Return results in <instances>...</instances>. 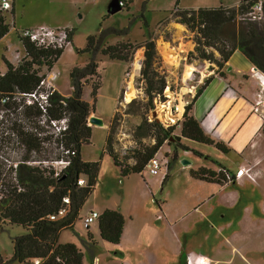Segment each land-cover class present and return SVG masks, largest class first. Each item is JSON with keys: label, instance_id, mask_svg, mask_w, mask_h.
<instances>
[{"label": "rangeland", "instance_id": "1", "mask_svg": "<svg viewBox=\"0 0 264 264\" xmlns=\"http://www.w3.org/2000/svg\"><path fill=\"white\" fill-rule=\"evenodd\" d=\"M113 1L20 0L16 17L17 26L20 27L30 23L35 24L32 27L74 30L71 43L51 71L47 73H51L52 70L58 73L56 81L65 93L70 92L72 88L69 77L71 68L76 65L83 66L91 58L89 52H78L86 47L90 36L98 38L103 36L104 42L109 44L117 42L135 44L149 36H152L155 41L157 58L154 68L159 75L164 76L167 86L163 97L157 96L153 101H150L146 93V82L141 78L144 46H138L129 52L127 63L111 59L101 52L96 54L98 75L88 79L83 87L84 99L91 106L87 121L92 128V134L90 141L82 144L81 155L86 161L100 162L99 178L95 189L83 203L74 227L63 230L60 233L61 240H58L59 243L64 241V243H74L84 253V259L90 261L83 241L91 234L96 244V257L98 256L100 264H129L126 260L134 264L142 258L136 254L128 255L129 244L125 239L119 242L121 243L119 246L110 244L99 235L97 220L91 224L93 226L91 229H87L84 223L86 213H90L93 207H99L103 200L122 194L123 188L131 184L135 188L133 180L128 182L125 181L127 178L124 180L121 178L120 168H116L112 157L106 152L108 137L110 136L109 144L119 160L124 163H134L133 156L136 149L155 143L153 136L141 138L138 126L145 119L151 123H160L165 127L177 121L180 123L182 114L174 121H171L168 115L176 114L182 102L185 111V106L195 96L197 87L204 83L206 79L203 78L204 74L210 75L218 66L215 62L200 57L201 46H199L196 31L175 19L160 24L176 7L179 0H133L128 7L110 13L109 9ZM181 2L178 3L180 7L185 3H193L194 0ZM3 14L5 18L8 17L6 11ZM236 19L244 24L257 23L260 27L264 26V20L253 21L246 14H238ZM112 27L123 32L119 34L112 32ZM164 43L170 45L176 54L180 55L178 65L167 61V56L162 51ZM205 49L207 53L213 51L211 48L206 47ZM3 55L12 61H17L25 55L17 37V28L13 25L4 42L0 44V70L5 66L2 60ZM211 57L219 58V55L213 51ZM187 64L195 68L188 78L185 77ZM129 81L133 82L137 93L130 101H127L126 92ZM94 82L100 86L95 96L92 95V83ZM91 115L102 118L104 125L90 122ZM178 128L179 124L175 133L178 132ZM12 129L13 126L8 121L0 124V172H3L2 177L6 175L8 177L11 165L15 166L16 160L24 154V149L17 142ZM44 129L46 131L42 135L49 138L43 142L42 156L48 159L47 161H53L58 156L66 157V148L61 146L59 138L53 134L52 127L44 125ZM181 142L207 152L211 156L216 155L220 159L229 161L234 159L233 153L222 154L208 145H198L183 140ZM256 143L254 141L251 144L252 153H254ZM166 149L165 146L159 150L156 157L162 159L167 152ZM171 153L165 154L168 160ZM184 155L185 157L176 163L177 167L184 164L183 159L188 161L193 159V153L190 151ZM32 157L36 159L31 161L34 165H38L44 159L36 153ZM50 163L44 165H51ZM255 171L259 172L258 178H260L262 176L260 167ZM148 172L145 168V176H148ZM134 178L137 180L136 189L141 192L145 180L143 181L140 175ZM197 188H199L197 185L185 181L182 172L175 177L170 189L161 190L157 185L152 186L151 198L154 206L158 210L156 199L166 202L165 205L171 216L170 221L175 230L179 231L182 243L188 252L187 254L184 252L182 263L185 264L187 256L191 254L200 261L199 264H264V179L260 184L246 181L239 184L229 183L226 190L217 191L218 188H215L216 196L208 205L210 212H206L202 219L193 206L196 202ZM224 192H233V196L230 195L227 203L223 199ZM6 223V220H0V256L3 260H10V264H21L12 260L14 252L12 239L23 234L25 230L20 225ZM163 223L165 224L164 221ZM130 250L132 252L134 249ZM153 252L155 260L150 262L145 257V261L141 264H178L179 262V257L173 254L172 248L165 247L164 251L155 249Z\"/></svg>", "mask_w": 264, "mask_h": 264}, {"label": "trees", "instance_id": "2", "mask_svg": "<svg viewBox=\"0 0 264 264\" xmlns=\"http://www.w3.org/2000/svg\"><path fill=\"white\" fill-rule=\"evenodd\" d=\"M259 1L263 4L262 19L255 20L259 22L264 20V0H240L239 5L233 7L221 4L199 8H183L179 6L178 1L176 7L160 24L175 19L196 31L198 43L201 46L200 57L215 62L218 66L215 70L217 74L223 75L226 62L236 50H240L250 62L264 72V26L260 27L257 23L244 24L236 19L238 14H247L250 8ZM10 28L11 24L0 9V40L9 33ZM66 31L69 40L72 41L74 30L66 29ZM111 31L117 34L123 32L113 27ZM17 37L25 55L16 63L2 56L6 69L0 72V124L6 121L12 124V133L23 147L24 154L16 160L15 166L11 165L8 177L7 175L2 177L3 172H0V220H6V224L20 225L25 230L23 234L12 239L14 244L12 260L21 264H35L33 261L35 258L40 259V264H84V253L79 247L74 243L58 242L60 233L65 229L73 228L79 218L83 203L95 189L101 166L99 161H86L81 155L82 144L89 142L92 134V128L87 121L91 106L84 99L83 87L88 79L98 75L96 61L98 52L111 59L127 62L129 52L138 46H144L141 78L146 82V93L150 101L157 96L163 97L167 84L164 76L159 75L154 68L157 58L155 41L152 36H149L135 44L130 42L109 44L104 42L103 36L99 38L90 36L86 47L78 50V52H89L90 60L83 66L76 65L70 70L72 94L65 96L55 90L49 96L50 104L47 108L46 119H44V113L37 103H27V94L38 89L41 80L47 76L49 70L51 71L65 48L40 46L22 37L19 31H17ZM206 47L216 51L219 58L213 59L211 57L213 51L207 53ZM211 79L212 76H209L198 87L193 99L185 106L180 123L177 121L165 127L160 123H151L145 119L138 126V131H141L140 137L153 136L155 143L136 149L133 156L134 163L120 161L111 148L110 136L108 137L105 150L112 157L115 166L120 168L122 177L131 173H141L147 167L149 160L155 156L164 143H167L173 146L168 160V169L172 168L173 163L179 159V149L189 150L196 156L210 159L218 166L217 170L205 167L192 170L193 177L221 185L235 182L236 178L232 171L219 161L181 143V139L186 138L214 146L224 153L230 152L222 141L214 139L204 130L192 113L196 100ZM92 86V95L95 96L100 86L95 82ZM3 99H5L4 102ZM64 117L68 118V129L61 137H58L59 142L63 143L66 149L76 150V154L70 157V164L55 177L54 168L42 163L48 160L42 156V152L43 142L49 138L44 137L42 133L46 131L44 125H49L51 120H60ZM24 121L26 122L22 123ZM178 124L179 134L175 133ZM34 153L44 158L41 162L39 161L38 165L31 163L36 160L32 157ZM58 158L61 156L56 159ZM81 177L87 180L85 185L78 184V179ZM168 177L169 171L165 174L163 183ZM65 197H69V203L64 202ZM156 202L159 204L157 199ZM63 206L68 207L64 216L55 220L49 218L51 214L58 213ZM97 221L102 239L111 244H118L121 241L125 218L120 211L105 209ZM83 242L90 263L94 264L97 249L91 234ZM10 263V260H3L0 256V264Z\"/></svg>", "mask_w": 264, "mask_h": 264}, {"label": "crops", "instance_id": "3", "mask_svg": "<svg viewBox=\"0 0 264 264\" xmlns=\"http://www.w3.org/2000/svg\"><path fill=\"white\" fill-rule=\"evenodd\" d=\"M19 1L20 0H11L13 10L6 12L9 23L11 26L13 25L16 27L17 31L35 25L26 23L21 27L17 26L16 11ZM181 1L184 2V0ZM181 1L179 0V3H182ZM186 1L190 2L191 0ZM239 3L240 0H194L193 3H185L182 7L199 8L218 6L221 4L233 7L238 6ZM6 36L0 40V44L4 42ZM10 61L13 63L17 62ZM5 69L6 65L1 67L0 72H4ZM255 70V65L250 62L240 50H236L228 62H226L225 69H223V75L217 74L215 71L210 75L204 74L203 78L212 76V79L196 100L192 111L193 115L199 120L204 130L214 139L222 141L230 149V152L224 153L214 146H208L216 148L222 154L233 153L234 159L231 161L220 159L218 156H211L209 153L203 152L196 147H188L196 149L204 155H209L211 158L219 161L231 170L233 174H235L237 169L241 166L252 165L254 170L260 167L262 176L254 182L255 184H260L261 180L264 179V118H262V115L264 114V89H261L258 79L253 74ZM54 85L56 90L61 94L65 96L72 94V88L70 92L65 93L61 90L57 81L54 82ZM259 94H261V96H259ZM259 100H262L260 111L255 112L254 108ZM177 134H179V132H177ZM182 140L189 141L193 144L207 145L186 138H182L181 141ZM254 141L257 143L253 150L254 153H252L251 144ZM165 146L167 152L173 151V146L167 143H164L160 150ZM183 152L189 153V150L179 149V159L173 163L172 168L168 169L167 167L166 171L164 170V174L169 171V177L165 183H163V178L165 176L163 172L158 174L159 176L154 175L150 172L148 167H146L149 171L148 176H145V169L141 173H131L126 177H122L120 174L123 180L127 178L125 181L130 182L133 180L135 188H133L131 184L129 187L127 186L126 188H123L122 194H119L116 197H108L103 200L99 207H93L91 209V211L94 210L100 214L105 209L118 210L123 214L125 222L121 242L125 239L129 244V256H131V254H136L139 258H142L134 264H141L145 261V257L148 261L153 262L155 260L153 252L155 249H162L164 251L165 247L172 248L173 254L176 257H179L178 264H183L182 261L184 255L185 253H188L182 243L179 231L175 230L170 221L171 216L167 205H165L166 202L158 200L159 204L156 202L158 204V210L154 206L151 198L153 195V185L159 186L161 190L170 189L175 177L178 176L179 172H182L183 178L186 182L193 183L199 187L195 191L196 202L193 206L195 211L199 212L201 219L205 217L206 212H210L208 205L216 196V193L214 192L215 188H218L217 191L226 190L225 188L228 184L221 185L216 182L198 179L192 176V170H198L202 167L212 170L218 169V166L208 158L193 154V159L190 160V163L177 167L176 163L180 161L182 157H185ZM190 152L193 153L192 151ZM137 175H140L143 178V181L145 180L141 192H138L136 189L137 180L134 177ZM246 181L251 180L247 177H242L236 179L234 183L239 184ZM251 182L253 183V181ZM123 183L124 182H122V184ZM231 194L233 196V192L223 193V199L226 203ZM109 199H111L110 202ZM86 214L88 215L89 213ZM97 226L100 235L98 223ZM88 228L91 229L93 226L90 225ZM59 240H61V235L59 236ZM120 244L121 243L113 245L119 246ZM131 248L134 249L132 252L130 250ZM126 261L129 264H133L129 260ZM84 264L91 263L84 259ZM94 264H100L98 256L95 258Z\"/></svg>", "mask_w": 264, "mask_h": 264}, {"label": "built area", "instance_id": "4", "mask_svg": "<svg viewBox=\"0 0 264 264\" xmlns=\"http://www.w3.org/2000/svg\"><path fill=\"white\" fill-rule=\"evenodd\" d=\"M130 0H119V5L121 8H124L129 4ZM0 9L1 11H10L12 10V3L11 0H0ZM249 19L252 20H260L263 17V4L262 1L256 2L250 10L246 14ZM20 35L24 38H28L31 41L35 42L36 44L40 46H54V47H66L71 43V40H69L68 34L66 29H55V28H46V27H27L23 28L19 31ZM254 76L258 79L259 85L261 89H264V72L260 71L259 69H256L253 72ZM58 78V73L55 71H52L51 73L47 74L46 77H44L39 86L38 89L35 90L32 93L27 94V103L33 104L37 103L39 108L43 111V118L46 119V113L47 108L49 106V96L53 94V92L56 90L54 82ZM261 96V94H259ZM5 99H3V102ZM262 103V100H259L256 103L255 106V112L260 111V104ZM262 118H264V114L262 115ZM49 126L53 129V134L56 137H61L68 129V118L64 117L60 120H51ZM62 147H64L63 143H61ZM66 157H61L58 159H54L53 161H43L44 164L50 163L54 170V176L57 177L64 168H66L70 164V157L76 154V150L68 148L65 149ZM148 169L150 172L154 175H158L166 171L168 167V158L164 156L162 159H159L156 157H152L148 164ZM165 175V174H164ZM235 178H242L247 177L249 180L256 182L258 180L259 172L255 171L253 169L252 165H245L241 166L237 169V171L234 174ZM229 179L231 177L228 175ZM87 183V180L85 178H79L78 184L79 185H85ZM65 203H69V197L64 198ZM68 211L67 206H63L58 213L51 214L49 216L50 219L55 220L61 216H64ZM100 217V213L97 211H90V213L85 217V226L89 227L91 224H93L98 218ZM35 264H40V259L35 258L33 259ZM197 261V262H196ZM200 261L197 260L193 255H188L186 258L185 264H199Z\"/></svg>", "mask_w": 264, "mask_h": 264}, {"label": "bare ground", "instance_id": "5", "mask_svg": "<svg viewBox=\"0 0 264 264\" xmlns=\"http://www.w3.org/2000/svg\"><path fill=\"white\" fill-rule=\"evenodd\" d=\"M162 51L165 52V54L167 56V61L169 63H171L173 65H178L179 64L180 55L176 54V51L173 48H171L170 45H168L166 43L162 44ZM170 55H171V57H170ZM194 69L195 68H194L193 65L187 64L186 65V69H185V77L186 78L190 77V75L192 74ZM136 93H137V91H136V89H135V87L133 85V82L129 81V86H128V89H127V92H126V100L130 101L134 96H136ZM177 110H178V106H177ZM183 111H184V108H183V102H182L179 105L178 112L176 114H169L168 118L171 121H174L176 118L180 117V115L183 113Z\"/></svg>", "mask_w": 264, "mask_h": 264}, {"label": "water", "instance_id": "6", "mask_svg": "<svg viewBox=\"0 0 264 264\" xmlns=\"http://www.w3.org/2000/svg\"><path fill=\"white\" fill-rule=\"evenodd\" d=\"M122 8L120 7L119 5V0H114L111 5H110V9H109V12L110 13H115L119 10H121ZM255 69H258L256 66H255ZM179 120V119H178ZM89 121L92 122V123H95L97 125H103L104 124V121L102 118L96 116V115H91L89 117ZM182 163L184 164H188L190 163V161L186 160V159H183Z\"/></svg>", "mask_w": 264, "mask_h": 264}]
</instances>
